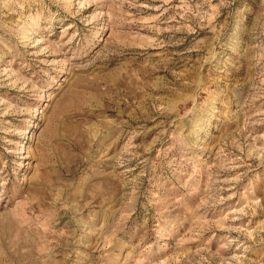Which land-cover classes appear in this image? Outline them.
Masks as SVG:
<instances>
[{
    "label": "rangeland",
    "instance_id": "374dc122",
    "mask_svg": "<svg viewBox=\"0 0 264 264\" xmlns=\"http://www.w3.org/2000/svg\"><path fill=\"white\" fill-rule=\"evenodd\" d=\"M0 264H264V0H0Z\"/></svg>",
    "mask_w": 264,
    "mask_h": 264
}]
</instances>
